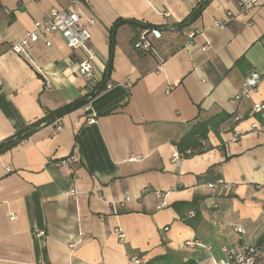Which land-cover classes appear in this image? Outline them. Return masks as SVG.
Returning <instances> with one entry per match:
<instances>
[{
	"label": "crops",
	"instance_id": "crops-1",
	"mask_svg": "<svg viewBox=\"0 0 264 264\" xmlns=\"http://www.w3.org/2000/svg\"><path fill=\"white\" fill-rule=\"evenodd\" d=\"M205 1H91L86 14L97 24L89 49L107 89L90 112L60 118V132L46 125L0 153V264H134V256L145 264H215L225 261V248L260 242L264 131L253 125L264 121L247 114L264 102V77L249 99L232 100L252 72L264 75V1L250 13L238 0ZM69 2L0 0V144L87 94L74 65L87 54L57 35L50 47L36 45L31 60L10 50ZM124 20L139 26L115 28ZM147 28L162 31L153 40L157 54L133 48ZM222 112L241 120L209 132L210 150L173 162L194 123ZM71 155L79 161L61 164ZM219 179L233 187L208 186Z\"/></svg>",
	"mask_w": 264,
	"mask_h": 264
},
{
	"label": "built area",
	"instance_id": "built-area-1",
	"mask_svg": "<svg viewBox=\"0 0 264 264\" xmlns=\"http://www.w3.org/2000/svg\"><path fill=\"white\" fill-rule=\"evenodd\" d=\"M92 0H70L69 5L66 8H52L41 20L34 23L33 29L25 33L24 36L14 40L11 43L10 50L19 57L31 60V51L38 45L42 44L44 47L51 46L50 38L57 35L60 37L64 43L72 50H82L87 54V58L83 61H78L75 63V71L78 75L83 77L87 81V94L94 91L100 81L96 78L93 58L89 49V42L92 38L91 30L97 24L96 20L88 17L86 10L91 7ZM264 0H238V5L241 12L250 13L257 6H259ZM8 13V11H6ZM216 26H223L224 23L217 21ZM195 33L192 32L189 35V39L194 37ZM162 38V31L157 28H147L141 30L137 38L136 47L139 49L148 51L150 53H156L153 40H160ZM204 47L203 50H206ZM157 54V53H156ZM164 58H160V63L157 66V70H160ZM263 78L258 72H252L244 81L240 90L236 93L233 98V103H241L246 99H249L251 93L257 88L259 82ZM107 89V87H106ZM94 98L89 97L88 102L82 107L85 112H90V104ZM233 119L235 121H240V117L233 114ZM96 115L91 114L90 118L87 119L88 123H95ZM248 118L260 117L264 121V102L258 103L253 106L248 114ZM54 129V133H58L62 130L61 119L58 118L51 123ZM253 128L264 131V125L257 126L253 125ZM241 137V134L236 132L233 134L232 141L237 142ZM190 154V152H188ZM185 155L180 153L178 150L172 155V161L176 162L185 159ZM140 157L132 158L131 160H138ZM79 158L77 155H71L61 164H72L77 163ZM208 186L215 191H221L220 189L229 190L233 187L232 184L226 182L223 179H219L216 182L208 184ZM264 190V185L261 187ZM69 195L73 198H77L79 192L75 185L72 186L69 191ZM162 207H165V203H162ZM194 216V213H191ZM236 232L242 233V228H236ZM44 233H40L43 235ZM121 237V236H120ZM194 245V243H190ZM199 246V244H197ZM264 252V239L259 243L248 246L241 252H237L232 248H225L226 259L222 263L215 264H256L259 256ZM134 264H145L143 260L134 256L131 258Z\"/></svg>",
	"mask_w": 264,
	"mask_h": 264
},
{
	"label": "trees",
	"instance_id": "trees-1",
	"mask_svg": "<svg viewBox=\"0 0 264 264\" xmlns=\"http://www.w3.org/2000/svg\"><path fill=\"white\" fill-rule=\"evenodd\" d=\"M210 0H206L204 3L208 2ZM203 7V6H202ZM200 14V8L196 11L192 12L191 15L188 17L187 21L192 22L195 20ZM122 23L131 24L132 26L138 27L139 25L135 23L133 20H124V21H117L115 28L118 27ZM115 28L113 30V34L115 32ZM141 30H139L133 39V48L137 51H141L143 53H150L148 51L139 49L136 47L137 44V38ZM111 68V64L109 65V71ZM264 77V75H263ZM106 89L105 81H100V83L97 85V87L94 89V91L90 94H85L82 98L79 100L70 103L66 105L65 107L52 112L48 115L46 119H44L42 122H38L37 124L32 125L25 131L17 133L15 137H13L10 140H7L0 144V153H3L5 151L10 150L17 144L27 140L33 133L40 128L51 124L58 118L64 117L66 114L71 113L81 107H83L87 102L88 98H96L101 92H103ZM233 114H227V113H219L212 117H210L207 120H197L194 125L191 127L189 132L182 138V140L178 143H176V147L178 151L182 154H184L185 158H190L195 155L202 154L208 150H210L211 147H209L207 140L209 132L211 131H217L220 129L221 125L224 124L227 120L233 118ZM190 152V154H188ZM264 239V236L260 241ZM150 264V263H149Z\"/></svg>",
	"mask_w": 264,
	"mask_h": 264
}]
</instances>
